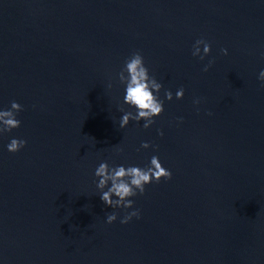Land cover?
Returning <instances> with one entry per match:
<instances>
[{"label": "water", "instance_id": "1", "mask_svg": "<svg viewBox=\"0 0 264 264\" xmlns=\"http://www.w3.org/2000/svg\"><path fill=\"white\" fill-rule=\"evenodd\" d=\"M135 51L162 98L185 91L121 129L116 73ZM261 68V0H0V107L23 106L0 136L2 264H264ZM153 154L171 178L132 198L138 218L105 223L94 168Z\"/></svg>", "mask_w": 264, "mask_h": 264}, {"label": "clouds", "instance_id": "2", "mask_svg": "<svg viewBox=\"0 0 264 264\" xmlns=\"http://www.w3.org/2000/svg\"><path fill=\"white\" fill-rule=\"evenodd\" d=\"M261 3H264V0H261ZM210 51L211 45L205 39L200 38L193 43L191 54L203 60ZM219 51L223 55L228 54L226 48H220ZM210 64L211 61L205 64L203 70L207 71ZM116 79L122 86V98L117 109L121 113L117 121L121 129L126 128L130 121L137 123L143 121L141 126L145 129L149 128L155 122V118L164 111L165 100H172L173 95L177 100L184 96V88L178 87L174 94L170 89H164L162 98L160 93L163 85L154 75L150 74L144 57L139 51H135L125 58L123 66L116 73ZM257 80L264 84V68L258 71ZM112 86V82L109 80L106 87L111 89ZM199 103V98L193 99L194 105ZM22 110L23 106L15 100L11 101L6 108L0 107V136L20 126L21 120L17 117ZM208 115L211 113L209 112ZM176 119L180 122L183 117ZM158 132L163 135L162 131L158 130ZM26 143L25 139L13 136L5 148L8 152L14 153L23 148ZM140 147L155 149L156 146L150 145L148 141H141ZM122 150L117 149V152ZM171 176V171L163 166L160 157L155 154L151 155L143 166L136 164L110 166L107 160L99 162L93 171V182L100 200L105 206L112 209L110 213L106 214L105 223L111 224L117 220L116 209H131L120 218L122 224L127 223L133 217L138 218L139 209L133 208L134 200L132 198L138 194L143 195L146 185L153 181L159 182L162 178L167 180Z\"/></svg>", "mask_w": 264, "mask_h": 264}]
</instances>
